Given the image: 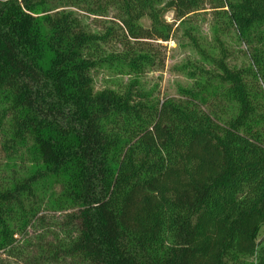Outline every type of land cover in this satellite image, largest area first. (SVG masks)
Returning <instances> with one entry per match:
<instances>
[{"label":"trees","instance_id":"obj_1","mask_svg":"<svg viewBox=\"0 0 264 264\" xmlns=\"http://www.w3.org/2000/svg\"><path fill=\"white\" fill-rule=\"evenodd\" d=\"M49 2L0 0V251L23 264H264V0H68L115 10L122 32L100 34ZM204 5L248 46L247 66L218 39L205 82L179 99L152 101L136 81L94 90L91 71L116 57L95 58L101 43H123L139 72L154 64L147 40L170 36L165 13ZM48 211L63 212L62 235L28 254Z\"/></svg>","mask_w":264,"mask_h":264},{"label":"rangeland","instance_id":"obj_2","mask_svg":"<svg viewBox=\"0 0 264 264\" xmlns=\"http://www.w3.org/2000/svg\"><path fill=\"white\" fill-rule=\"evenodd\" d=\"M49 3L51 9H73L80 13L87 29L92 32L103 33L108 25H112L117 31L122 32L118 28L120 25L118 20L113 17L115 10L112 7L108 8L106 12L92 14L81 10L80 7H73L68 0H50ZM164 20L171 24L170 36L166 41L147 40L148 46L145 47V51L151 53L155 60L153 65L145 66L139 72L130 70L124 63L122 56L126 52L123 43L111 40L101 43L96 48L93 56L97 59L116 57L112 62H104L91 71L95 91L103 88L122 91L128 88L133 81H136V89L148 93L152 101L161 102L167 98L179 99L182 97V90L195 88L196 81H199L197 82L199 84L205 82V78L198 68L203 67L210 70L212 64L209 56L217 58L221 56L218 39L228 50L227 62L230 66L248 65L249 59L245 53L248 46L238 40L233 28L225 25L226 18L222 14L214 13L209 5L195 9L182 18H177L173 11H168L164 15ZM138 24L148 28L151 20L144 16L138 21ZM195 40L203 49L204 55L194 46ZM194 73L198 75L196 79ZM212 89L210 87L209 91ZM221 101L220 104H224L227 106V110L232 112L230 104L226 103L224 99ZM39 215H45L43 221L40 220L35 225L28 227V254L35 252L33 245L37 244L38 239L41 238L44 243L62 235L59 224L64 220L63 212L48 211ZM16 237H18L17 243H22L26 239L25 235H16ZM256 239L258 247L264 246V224L261 225ZM34 254H38V252ZM24 255L14 256L6 251H0V260L2 264H23L22 257ZM254 259L253 256L247 257V260L254 261ZM61 261L52 260L49 264H64Z\"/></svg>","mask_w":264,"mask_h":264}]
</instances>
